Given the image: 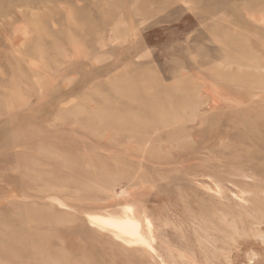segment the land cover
Masks as SVG:
<instances>
[{"label":"rangeland","instance_id":"374dc122","mask_svg":"<svg viewBox=\"0 0 264 264\" xmlns=\"http://www.w3.org/2000/svg\"><path fill=\"white\" fill-rule=\"evenodd\" d=\"M0 264H264V0H0Z\"/></svg>","mask_w":264,"mask_h":264}]
</instances>
